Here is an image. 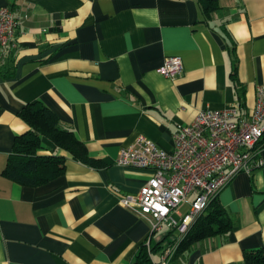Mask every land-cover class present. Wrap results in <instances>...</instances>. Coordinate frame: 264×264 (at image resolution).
Returning a JSON list of instances; mask_svg holds the SVG:
<instances>
[{
    "label": "crops",
    "instance_id": "0c3cea01",
    "mask_svg": "<svg viewBox=\"0 0 264 264\" xmlns=\"http://www.w3.org/2000/svg\"><path fill=\"white\" fill-rule=\"evenodd\" d=\"M3 6L21 24L13 43L0 47V264H133L143 243L163 240L152 254L158 263L180 234L154 233L121 205L152 171L119 165V153L139 134L171 151L179 125L201 109L239 106L251 115L264 83V0H222L208 18L199 0ZM170 56L183 61L174 78L158 70ZM33 102L53 110L104 165L84 164L44 136L39 153L65 156V172L39 186L6 177L15 137L29 129L20 113ZM258 150L263 165L236 175L217 198L232 229L171 264H243L246 251L264 247V137Z\"/></svg>",
    "mask_w": 264,
    "mask_h": 264
},
{
    "label": "built area",
    "instance_id": "2783aa9c",
    "mask_svg": "<svg viewBox=\"0 0 264 264\" xmlns=\"http://www.w3.org/2000/svg\"><path fill=\"white\" fill-rule=\"evenodd\" d=\"M20 24L11 7H0V47L13 43ZM158 70L174 78L183 70V61L167 57ZM239 111V106L199 110L192 122L179 125L171 151L144 134L120 151L119 165L152 171L137 195L120 198L121 205L146 219L154 233L167 227L180 234L156 264H170L192 225L236 175L251 174L263 165L258 145L264 136V83L257 89L251 115L243 117ZM187 203L189 209L183 212Z\"/></svg>",
    "mask_w": 264,
    "mask_h": 264
},
{
    "label": "trees",
    "instance_id": "16d2710c",
    "mask_svg": "<svg viewBox=\"0 0 264 264\" xmlns=\"http://www.w3.org/2000/svg\"><path fill=\"white\" fill-rule=\"evenodd\" d=\"M221 1L199 0L204 17H211L215 11L221 8ZM20 116L28 124L29 129L15 137L13 152L4 170L5 176L9 179L24 186H39L65 172V156L56 153H39L43 148L42 138L44 136L49 137L57 147L69 151L84 164L94 167L104 165L102 160L90 156L86 145L74 131L65 127L57 114L46 105L37 102L27 104ZM232 226V219L228 217L218 200H214L181 240L172 260L179 254L189 252L198 241L216 234L228 233ZM162 242L163 240L152 247L143 243L133 264H156L152 254L156 248H160ZM173 242L167 243L163 248ZM243 264H264V247L246 251Z\"/></svg>",
    "mask_w": 264,
    "mask_h": 264
},
{
    "label": "rangeland",
    "instance_id": "374dc122",
    "mask_svg": "<svg viewBox=\"0 0 264 264\" xmlns=\"http://www.w3.org/2000/svg\"><path fill=\"white\" fill-rule=\"evenodd\" d=\"M187 210H188V209H186V208H183V209H182L183 212H186Z\"/></svg>",
    "mask_w": 264,
    "mask_h": 264
}]
</instances>
